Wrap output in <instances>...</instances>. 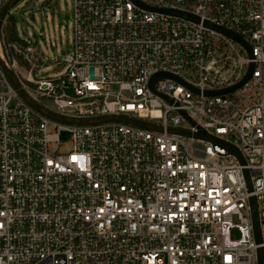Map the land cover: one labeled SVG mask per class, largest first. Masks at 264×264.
Segmentation results:
<instances>
[{"label": "built area", "instance_id": "obj_1", "mask_svg": "<svg viewBox=\"0 0 264 264\" xmlns=\"http://www.w3.org/2000/svg\"><path fill=\"white\" fill-rule=\"evenodd\" d=\"M72 1L64 74L37 78L46 60L24 40L12 46L27 74L9 63L2 25L0 57L35 103L62 116L126 115L163 130L49 117L25 101L0 63V264H261L264 0H141L199 21L133 0ZM206 21L241 35L253 55ZM251 63L240 86L206 93L236 85ZM158 72L185 83L164 78L152 89ZM197 126L233 143L245 161L219 143L167 132Z\"/></svg>", "mask_w": 264, "mask_h": 264}, {"label": "rangeland", "instance_id": "obj_2", "mask_svg": "<svg viewBox=\"0 0 264 264\" xmlns=\"http://www.w3.org/2000/svg\"><path fill=\"white\" fill-rule=\"evenodd\" d=\"M12 24L20 39L7 40V27ZM73 36L72 0H20L5 17L1 29L3 53L9 63L15 60L23 67L22 73L27 74L29 65L12 43L19 48L24 40L43 52L47 64L35 70L37 78L64 74L68 67L64 55L73 50Z\"/></svg>", "mask_w": 264, "mask_h": 264}, {"label": "water", "instance_id": "obj_3", "mask_svg": "<svg viewBox=\"0 0 264 264\" xmlns=\"http://www.w3.org/2000/svg\"><path fill=\"white\" fill-rule=\"evenodd\" d=\"M19 1L20 0H8L7 3L3 6L2 10L0 11V29H1L2 22L4 21L5 17L7 16L9 11L11 10V8L15 4H17V2H19ZM133 1L136 2L137 4H139L140 6L148 9V10L170 13V14L185 17V18H188V19H191L194 21H199L198 16H196L190 12L184 11V10L165 8V7H157V6H153V5H149L147 3H144L141 0H133ZM205 23H206V25L212 27L213 29L219 31L220 33H222V34L230 37L231 39L235 40L236 42L240 43L247 50L249 55H251V56L253 55L251 46L241 35L234 32L233 30H230V29L225 28L223 26H219V25L214 24L210 21H206ZM0 63L3 66V68H4L8 78L10 79L11 83L17 89L18 93L25 99V101L28 102L30 105H32L35 109H37L38 111H40L41 113H43L49 117H52V118H55L58 120H62V121L71 122V123H77V124H93V123H100V122H107V121H125V122L133 123V124H136V125H139L142 127H146L149 129H154V130H159V131L163 130V127L161 125L155 124L153 122H150V121H147V120H144L141 118H135V117H130V116H126V115H104V116H98V117H94V118H82V119L62 116V115H60L54 111H51L48 108H45L44 106H42L38 103H35L31 99V97L27 94V92L24 90V88L21 86L15 72L6 65L5 61L1 57H0ZM252 69H253V63H251L249 65V69H248V72L245 75V77L236 85H234L230 88L224 89V90H219V91L218 90H216V91H211V90L209 91L208 90V91H206V93H208V94L223 93V92H226L228 90H231V89H234V88L240 86L250 76ZM92 72H95L94 77H98V68H93ZM164 78H173L175 80H178L179 82L185 83V81L182 78H180L179 76H177L173 73L158 72V73L154 74L153 77L151 78L150 87L152 89H154L155 82L159 79H164ZM187 86L191 90L198 92V89L193 88L192 86H190L188 84H187ZM161 96L163 98L169 100V98L167 96H165V95H161ZM169 101L172 102L171 100H169ZM183 114L185 116H187L185 112H183ZM188 119L193 124H195V122L192 119H190L189 117H188ZM167 132L178 134V135H181L184 137L203 139L206 141H210L212 143H219V144L225 146L226 149L231 154L235 155L240 162L243 163L245 161L241 151L239 150V148L237 146H235L233 143H231L227 140L218 138V137L206 132L204 129L200 128L199 126H197V130H195V131L183 129V128H174V127L171 128L170 127L167 129ZM244 172L246 175L248 188L251 189L252 185L250 182V176H249L248 170H244ZM250 203H251V207H252V219H253V224H254L255 237H256L257 242H261L262 241V233H261V229L259 226L258 204H257L256 197H254V196L251 197ZM258 258H259V263L262 264L264 262V249L263 248L258 249Z\"/></svg>", "mask_w": 264, "mask_h": 264}, {"label": "trees", "instance_id": "obj_4", "mask_svg": "<svg viewBox=\"0 0 264 264\" xmlns=\"http://www.w3.org/2000/svg\"><path fill=\"white\" fill-rule=\"evenodd\" d=\"M7 34H6V38L7 40H10V39H20L17 35H16V32H15V26L14 24H12L11 26L7 27ZM23 41V40H22ZM24 42V41H23Z\"/></svg>", "mask_w": 264, "mask_h": 264}]
</instances>
